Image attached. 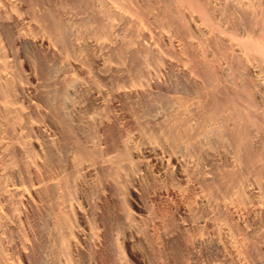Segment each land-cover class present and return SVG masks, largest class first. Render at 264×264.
I'll return each instance as SVG.
<instances>
[{
  "label": "bare ground",
  "instance_id": "1",
  "mask_svg": "<svg viewBox=\"0 0 264 264\" xmlns=\"http://www.w3.org/2000/svg\"><path fill=\"white\" fill-rule=\"evenodd\" d=\"M0 264H264V0H0Z\"/></svg>",
  "mask_w": 264,
  "mask_h": 264
},
{
  "label": "rangeland",
  "instance_id": "2",
  "mask_svg": "<svg viewBox=\"0 0 264 264\" xmlns=\"http://www.w3.org/2000/svg\"><path fill=\"white\" fill-rule=\"evenodd\" d=\"M160 111H161L160 109L157 110V112H160Z\"/></svg>",
  "mask_w": 264,
  "mask_h": 264
}]
</instances>
